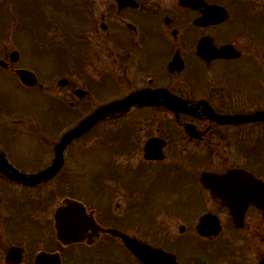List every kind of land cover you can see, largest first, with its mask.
Returning <instances> with one entry per match:
<instances>
[{
	"label": "flooded vegetation",
	"instance_id": "obj_1",
	"mask_svg": "<svg viewBox=\"0 0 264 264\" xmlns=\"http://www.w3.org/2000/svg\"><path fill=\"white\" fill-rule=\"evenodd\" d=\"M35 1L0 27V264H264V0Z\"/></svg>",
	"mask_w": 264,
	"mask_h": 264
},
{
	"label": "water",
	"instance_id": "obj_2",
	"mask_svg": "<svg viewBox=\"0 0 264 264\" xmlns=\"http://www.w3.org/2000/svg\"><path fill=\"white\" fill-rule=\"evenodd\" d=\"M117 1L123 2L126 0H117ZM18 73H19L20 78L25 82L27 79L28 73L23 69L18 70ZM124 104L125 103H123L122 101H116V102H112L106 106H101V107L95 109L92 113L87 115L85 118L80 120L75 126H73L68 131H66L61 136L58 143L56 144V153H55V158L53 160L52 165L48 166L45 169L38 172L39 176L37 178H39L40 176H43V175L48 176L49 174L53 173L58 168V166L61 162L62 148L71 140V138L82 134L83 132L88 130V128H90L98 119L106 116V114L108 112H110L111 110H114V108L124 106ZM261 115H264V113L259 112V113L253 114L252 117L261 118ZM22 175H23V177L25 176L24 174H22ZM206 176L207 175H205V177ZM201 219L203 222V217ZM203 224H204V222H203ZM214 224H215V222H214ZM203 226H205V224ZM131 243L129 242L130 247L132 248L133 251L137 252V250H136L137 248H135V246H133Z\"/></svg>",
	"mask_w": 264,
	"mask_h": 264
},
{
	"label": "rangeland",
	"instance_id": "obj_3",
	"mask_svg": "<svg viewBox=\"0 0 264 264\" xmlns=\"http://www.w3.org/2000/svg\"><path fill=\"white\" fill-rule=\"evenodd\" d=\"M22 1H25V7L31 6L33 4V2L35 3V0H0V15L4 14L6 11H10V12H14V10H21L22 7ZM38 2V0H37ZM24 7V8H25ZM10 21L9 17H5V18H0V27L1 28H5L7 27L6 23H8ZM16 21H20V16L17 18L16 17ZM20 28H22V25H19ZM14 33L16 34H21L22 33V29H20L19 31H14ZM10 87L6 88L9 89ZM3 90L5 89H0V92H4ZM12 91L15 94V98L17 100V98H21L22 97V90L18 89V88H12ZM20 102V101H19ZM21 106V103H18ZM12 105V104H11ZM13 106H11L12 108ZM12 114H15L14 112L11 111ZM177 220L174 221V223H179L181 221H183V219L181 217L176 218Z\"/></svg>",
	"mask_w": 264,
	"mask_h": 264
}]
</instances>
